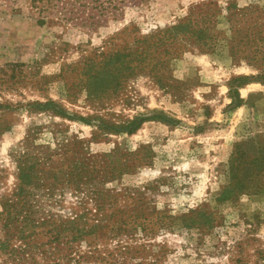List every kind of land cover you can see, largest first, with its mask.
I'll return each mask as SVG.
<instances>
[{
  "label": "rangeland",
  "instance_id": "rangeland-1",
  "mask_svg": "<svg viewBox=\"0 0 264 264\" xmlns=\"http://www.w3.org/2000/svg\"><path fill=\"white\" fill-rule=\"evenodd\" d=\"M203 5L214 12L217 45L202 52L183 43L171 59L170 87L139 75L115 93L89 95L81 68L89 58L178 25ZM245 8L257 14L264 0H146L89 30L41 26L30 2L0 0V243L17 234L15 226L5 228L2 204L16 192L22 161L35 166L37 185L28 188L34 219L49 222L37 229L40 245H58L53 223L84 209L103 217L102 225L119 217L130 224L123 235L75 242L69 260L58 264H264V180L258 195L217 202L235 145L264 134V62L240 61L228 48L231 20ZM239 77L261 82L238 88L245 103L234 108L230 85ZM50 101L67 117L30 107ZM152 117L131 135L103 129ZM195 211L213 214L210 227L172 225L170 218ZM42 258L29 264H54Z\"/></svg>",
  "mask_w": 264,
  "mask_h": 264
},
{
  "label": "trees",
  "instance_id": "trees-1",
  "mask_svg": "<svg viewBox=\"0 0 264 264\" xmlns=\"http://www.w3.org/2000/svg\"><path fill=\"white\" fill-rule=\"evenodd\" d=\"M17 2L18 0H10ZM30 2L31 7L36 10L38 24L41 26H78L89 30H96L108 21H118L125 13L128 6H139L146 0H25ZM211 6V5H210ZM208 5L192 10L188 18L175 26L140 37L133 42L132 46H124L117 50L101 52L89 58L83 65V75L86 77L85 89L89 95L102 97L115 93L123 88L129 80L139 75L150 76L158 85L165 87L174 81L171 72V59L180 54L183 43L193 42L202 52L213 50L216 45L212 34V18L215 17L213 10ZM255 9L245 8L243 16L231 20V37L228 40V48L232 57L238 58L248 64L264 62V9L257 14ZM126 32V31H125ZM77 68V67H76ZM253 82H261L260 78L239 77L231 82L230 95L234 100L233 107L238 108L245 102L240 99L238 88L247 86ZM264 85V82H263ZM30 107L37 112H52L61 117L67 114L58 108L54 102L45 104L34 103ZM156 118H136L122 126L112 125L106 129L112 133H136L145 122ZM99 128H102L99 127ZM22 162L19 166L18 186L13 197L5 199L2 204L7 214L8 224L5 228L16 227L17 234L12 238L21 241V246L11 245L10 233L7 239L0 243V257H8L0 264H29L34 261L35 255L40 253L45 261H54L58 264L60 260L68 259L73 254L72 245L75 242L86 240L88 236L99 237L117 230V235L128 232L130 225L123 217H119L113 225H102L88 209H84L74 218L53 223L51 231L53 240L58 245L48 247L53 257H48L47 244L41 245L38 240L37 229L48 224V221L37 223L34 219L35 211L31 198L33 193L28 190L29 186H36L35 166H26ZM229 182L224 187L217 202L226 203L237 201L242 196L258 195L262 191L264 180V134H257L247 140L237 143L228 163ZM213 214L206 211H195L191 216L182 218H170L172 225L179 222L183 227L200 228L211 225ZM114 217V216H113ZM112 217V218H113ZM111 217L108 218L110 220ZM114 219V218H113ZM105 221H107L105 219ZM138 227L146 231V225L142 223ZM65 239L66 249H62L60 240ZM67 251L65 256H56ZM125 251V252H123ZM129 251L123 248L119 253L127 256ZM110 255L108 254V257ZM32 258V259H31ZM53 259V260H52ZM101 263L107 262L105 258ZM109 262V261H108Z\"/></svg>",
  "mask_w": 264,
  "mask_h": 264
}]
</instances>
